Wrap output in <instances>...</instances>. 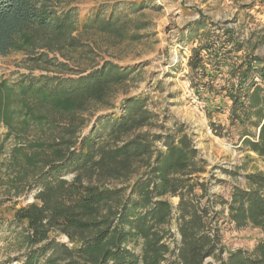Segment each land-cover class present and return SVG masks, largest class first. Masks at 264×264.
Segmentation results:
<instances>
[{
	"label": "trees",
	"instance_id": "1",
	"mask_svg": "<svg viewBox=\"0 0 264 264\" xmlns=\"http://www.w3.org/2000/svg\"><path fill=\"white\" fill-rule=\"evenodd\" d=\"M75 1L0 0V57L22 54L30 71L15 81L0 79V124L4 140L14 141L0 178L4 193L18 198L37 190L33 202L10 206L20 227L16 237L28 247L22 264H162L169 255V264H209L208 258L215 264H264L263 172L245 174L243 185L232 186L220 202L233 229L250 226L262 239L251 251H226L223 258L212 227L219 217L201 179L205 161L181 127L163 135L142 132L156 126L157 116L146 97L132 96L122 99L118 113L97 116L81 134L84 115L111 107L134 69L104 61L74 72L69 63L82 47L79 30L137 42L149 23L103 9L80 23ZM196 23L190 34L198 44L187 63L191 86L206 95L209 117L229 102L230 125L243 129L239 142L264 163V57L255 55L264 29L244 42L232 28L204 18ZM172 198L178 199L174 207ZM174 216L176 253L166 230ZM52 233L67 243L50 238Z\"/></svg>",
	"mask_w": 264,
	"mask_h": 264
},
{
	"label": "rangeland",
	"instance_id": "2",
	"mask_svg": "<svg viewBox=\"0 0 264 264\" xmlns=\"http://www.w3.org/2000/svg\"><path fill=\"white\" fill-rule=\"evenodd\" d=\"M72 7L80 23L90 18L94 9L122 13L131 19L149 23L146 29L139 32L142 37L137 42L117 43L91 32L82 34L79 30L82 47L72 55L69 63V68L74 72H87L104 61L134 69L132 79L118 91L111 107L99 108L84 115L87 123L81 134H87L97 116L118 113L123 98L146 97L148 109L157 118L155 127L144 128L142 132L163 135L165 131L181 127L205 161V173L201 179L207 181L208 194L214 201L213 212L219 217L218 224L215 223V226L212 223V227L217 228L222 257L226 256V251H251L262 239L261 232L250 226L242 230L233 229L225 219L227 207L220 202L228 198L232 186L243 185L245 174L256 171L264 173V163L239 142L238 137L243 129L230 125L228 101H223L219 105L220 111L212 112L209 117L206 95L197 93L191 86L187 63L191 50L198 44L195 34L190 32L195 30L200 18L211 25L232 28L240 41L253 42L264 29V0H76ZM255 55L264 57V44L255 51ZM24 60L25 56L18 53L0 57V79L15 81L21 75H28L30 71ZM38 73L33 72L34 75ZM255 81L259 79L255 77ZM217 103L218 98H215L214 104ZM211 123L219 129L213 131ZM247 131L249 134L255 133L252 128ZM5 133V128L0 124V178L4 176L9 150L14 145L12 139L4 140ZM219 133L225 136L218 137ZM161 142H156L158 148H161ZM65 179L71 180L72 176L68 175ZM2 182L0 180V264H22L28 247L16 237L20 227L12 220L10 206L18 208L33 202L37 190L14 198L13 191L9 195L4 193L5 185ZM206 198L202 199L203 203ZM170 202L174 207L178 199L172 198ZM166 230L169 232L167 242L176 253L179 235L175 216ZM50 238L67 243V238L60 234L52 233ZM173 260L174 255H169L162 264H169ZM205 262L215 264L212 258Z\"/></svg>",
	"mask_w": 264,
	"mask_h": 264
}]
</instances>
